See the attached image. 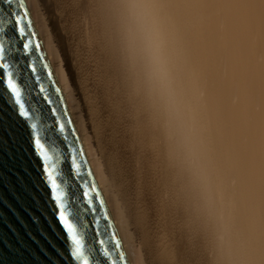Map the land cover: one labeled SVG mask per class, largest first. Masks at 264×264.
<instances>
[{
  "label": "bare ground",
  "instance_id": "1",
  "mask_svg": "<svg viewBox=\"0 0 264 264\" xmlns=\"http://www.w3.org/2000/svg\"><path fill=\"white\" fill-rule=\"evenodd\" d=\"M126 2L23 0L126 263L264 264V0H149L182 132L125 55Z\"/></svg>",
  "mask_w": 264,
  "mask_h": 264
},
{
  "label": "water",
  "instance_id": "2",
  "mask_svg": "<svg viewBox=\"0 0 264 264\" xmlns=\"http://www.w3.org/2000/svg\"><path fill=\"white\" fill-rule=\"evenodd\" d=\"M20 17L23 35L15 31ZM22 42L29 44L23 51ZM0 63H8L28 117H21L0 73V264H79L58 219L44 174L54 166L63 203L89 264H127L73 132L26 7L0 0ZM31 65V67H29ZM34 125V127H33ZM38 134L51 160L33 144Z\"/></svg>",
  "mask_w": 264,
  "mask_h": 264
},
{
  "label": "clouds",
  "instance_id": "3",
  "mask_svg": "<svg viewBox=\"0 0 264 264\" xmlns=\"http://www.w3.org/2000/svg\"><path fill=\"white\" fill-rule=\"evenodd\" d=\"M120 32L126 57L182 132L185 111L172 84L169 42L160 6L149 0H127L120 10Z\"/></svg>",
  "mask_w": 264,
  "mask_h": 264
},
{
  "label": "snow or ice",
  "instance_id": "4",
  "mask_svg": "<svg viewBox=\"0 0 264 264\" xmlns=\"http://www.w3.org/2000/svg\"><path fill=\"white\" fill-rule=\"evenodd\" d=\"M246 6H252L253 0H242ZM24 8L23 0H18V10ZM261 12V29H262V45H264V3L260 4ZM20 17L14 18L15 31L20 35H23L24 29L20 27ZM23 51H27L29 44L22 42ZM3 51V48L0 47V52ZM31 67V65H29ZM10 68L8 63H0V73H3L6 77L7 89L12 95L16 105L18 106V112L21 117H28L29 112L25 110L23 103L21 102V90L18 87L17 82L12 78L10 71H6ZM262 73H264V68H262ZM34 127V125H33ZM33 144L34 147L38 150V155L42 158V161L51 160V156L47 150V146L44 144L42 139L38 134L33 135ZM44 174L48 181L49 187L51 189L52 199L55 201L56 208L58 209L57 215L60 223L63 225L69 240L71 241V254L73 257L79 260V264H89L87 258L83 256L82 244L83 241L76 230V225L73 222L72 218L67 214L65 209V204L62 202L65 192L60 188V185L57 181V174L55 172L54 166H49L45 164Z\"/></svg>",
  "mask_w": 264,
  "mask_h": 264
}]
</instances>
